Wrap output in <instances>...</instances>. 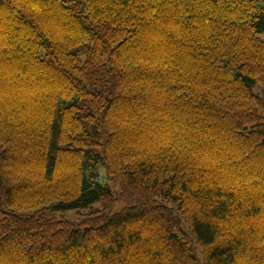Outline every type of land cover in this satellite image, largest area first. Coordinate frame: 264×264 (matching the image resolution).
<instances>
[{
  "label": "trees",
  "instance_id": "trees-1",
  "mask_svg": "<svg viewBox=\"0 0 264 264\" xmlns=\"http://www.w3.org/2000/svg\"><path fill=\"white\" fill-rule=\"evenodd\" d=\"M0 264H264V0H0Z\"/></svg>",
  "mask_w": 264,
  "mask_h": 264
},
{
  "label": "rangeland",
  "instance_id": "rangeland-1",
  "mask_svg": "<svg viewBox=\"0 0 264 264\" xmlns=\"http://www.w3.org/2000/svg\"><path fill=\"white\" fill-rule=\"evenodd\" d=\"M104 180H107L106 177L104 178ZM98 206H99V204L95 205V207H98ZM123 206H124L123 204H118L115 208V211L121 210L123 208ZM86 212H88V211H83L82 213H86ZM67 215L70 218H76L78 216L76 212H69V213H67Z\"/></svg>",
  "mask_w": 264,
  "mask_h": 264
}]
</instances>
